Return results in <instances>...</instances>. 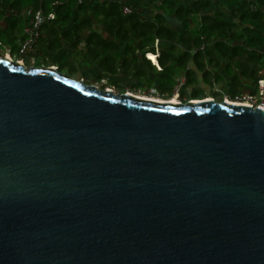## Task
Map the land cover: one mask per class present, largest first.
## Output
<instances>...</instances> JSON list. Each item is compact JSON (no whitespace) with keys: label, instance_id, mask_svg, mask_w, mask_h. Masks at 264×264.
<instances>
[{"label":"water","instance_id":"1","mask_svg":"<svg viewBox=\"0 0 264 264\" xmlns=\"http://www.w3.org/2000/svg\"><path fill=\"white\" fill-rule=\"evenodd\" d=\"M0 264H264V109L0 57Z\"/></svg>","mask_w":264,"mask_h":264},{"label":"trees","instance_id":"2","mask_svg":"<svg viewBox=\"0 0 264 264\" xmlns=\"http://www.w3.org/2000/svg\"><path fill=\"white\" fill-rule=\"evenodd\" d=\"M0 2L13 11L29 7L34 12L42 10L45 16L55 14L53 22L61 25L74 22L76 32H88V37L84 43H72L73 47H87L92 60L106 75H116L121 65L127 76L136 77L144 86H152V76L156 75V84L168 96L174 94L178 77L186 82L182 95L198 80L213 90L222 85L226 91L227 85L222 82L228 77L236 90L233 96L248 91L264 97V88L260 90L264 87V0ZM142 9H149L150 15H142ZM75 14L80 21H74ZM167 15L178 19L182 27L169 23ZM158 50L161 56L152 62L149 54Z\"/></svg>","mask_w":264,"mask_h":264},{"label":"crops","instance_id":"3","mask_svg":"<svg viewBox=\"0 0 264 264\" xmlns=\"http://www.w3.org/2000/svg\"><path fill=\"white\" fill-rule=\"evenodd\" d=\"M33 13L34 11L29 7L21 8L18 11H13L3 7L2 3L0 2V44H2V47L5 48L3 50L0 46V54H5L10 58L26 59L32 64L35 63L37 59L45 60L49 58L47 60L51 61V67H54L55 69L58 68V70H61V67L73 68L76 69V71L79 69L82 70L84 74H90L91 77H100V81H107L106 76L117 77L120 74L122 76L124 75V77L127 76L123 69H121V65L117 66L119 71L116 75H106L99 68L97 62L92 60L88 54L87 47H73L72 43H84L88 37V32L83 34H78L76 32L74 22L67 25H61L60 23H54V19L46 21L42 28V36L39 39V43L35 49L36 54L31 53L29 55L22 56L20 50L23 41L26 38L25 31L33 20ZM75 20L80 21L78 14H75L74 21ZM99 28L100 27L96 24L95 29L99 30ZM121 48L123 49V47ZM160 48H163L165 51L168 49V47ZM174 48L179 50V47ZM160 56L161 53L160 50H158L156 54H149L148 58L152 62H157V59ZM173 57L175 58V61L178 58L176 55ZM180 76H184V74L180 73ZM127 77L129 79L132 78L130 76ZM225 78V83L227 85L226 94L231 93L229 95L233 96L236 90L231 86L230 78ZM144 87L145 86L143 85V88ZM260 90L262 89L260 88ZM245 93L249 92L245 91ZM174 98H177V95Z\"/></svg>","mask_w":264,"mask_h":264},{"label":"rangeland","instance_id":"4","mask_svg":"<svg viewBox=\"0 0 264 264\" xmlns=\"http://www.w3.org/2000/svg\"><path fill=\"white\" fill-rule=\"evenodd\" d=\"M124 1H128V0H124ZM141 14L144 16H149L150 15V10L149 9H142L140 10ZM182 23L180 25H177L179 28L182 27ZM189 25L191 27H194V23H189ZM1 48L4 50L5 48L2 47L3 45L0 44ZM49 59V58H47ZM47 59H37V61L35 63H33L32 66H43V67H50L51 66V61L47 60ZM67 60V59H66ZM65 60V61H66ZM64 61V62H65ZM32 64V63H31ZM61 71L63 73L68 74L69 76H71L72 78L78 80V81H82L87 85H97L102 89H110L116 93H132L135 95H138L140 97H148V98H153L152 96H154L155 98H157V96H161L164 99L166 98V96H168V94L162 92V90H160V87L158 84H156V82H158L156 75L152 76L153 79V84L152 86H145L143 88V85L139 84L137 82L136 77H132V78H128L127 76L124 77V75L122 76L121 74L117 77L115 76H106L107 77V81H100V77H91L90 74H84L82 70L77 69H73V68H69V67H61ZM58 70V68L56 69ZM105 76V74H104ZM122 76V77H121ZM179 80H177V85L175 86L174 89V94H178L177 92L181 91L184 87V84H181L180 81H184L185 79L182 77H178ZM98 82V83H96ZM226 81L224 80V82H222V84H224ZM159 83V82H158ZM196 85H193L189 88H186V97L187 99L192 98V94H194L195 96H198L199 98H202L204 96H208V97H212V96H216V100L217 101H224L225 99H229L231 93H225V89L224 86L220 85L221 87H216L214 90L207 86L204 82L198 80V82H196ZM154 93H153V92ZM152 94V95H150ZM150 96V97H149ZM200 100V99H198Z\"/></svg>","mask_w":264,"mask_h":264},{"label":"built area","instance_id":"5","mask_svg":"<svg viewBox=\"0 0 264 264\" xmlns=\"http://www.w3.org/2000/svg\"><path fill=\"white\" fill-rule=\"evenodd\" d=\"M79 4H83V0H77ZM126 12H129L128 8H125ZM55 19V15L51 14L49 16H45L42 10L35 11L33 13V20L31 24L27 27L25 34L26 38L23 41L20 53L22 56L29 55L31 53H35L36 46L39 43V39L42 36V28L43 25L46 23L48 20H53ZM185 81V80H184ZM184 81H180L181 84H184ZM263 86L261 89L263 90ZM153 92V91H152ZM154 93V92H153ZM152 95V94H150ZM150 97V96H149ZM155 98L154 96H152ZM157 100L159 97L157 96ZM228 101L237 103V104H244V105H249L254 108L256 107H261L264 109V97H257L249 93H237L233 97H230Z\"/></svg>","mask_w":264,"mask_h":264},{"label":"flooded vegetation","instance_id":"6","mask_svg":"<svg viewBox=\"0 0 264 264\" xmlns=\"http://www.w3.org/2000/svg\"><path fill=\"white\" fill-rule=\"evenodd\" d=\"M0 57H3V58H5V57H8V56H6L5 54H0ZM8 58H10V57H8ZM10 59H12V60H15V61H19V62H22L23 64H25V65H27L28 67H31L33 64H31V62H29L28 60H26V59H19V58H10ZM186 82L184 81V84H185ZM178 94H177V101L179 102V101H181V102H188V101H191V100H197V99H208V98H214V99H216V96H212V97H208V96H204V97H202V98H199L198 96H193L192 95V98H189V99H187V97L185 96V95H182V93H181V91H179V92H177ZM159 97V99H162V100H166V101H170V100H172V99H174V97H176V95L175 94H173L172 96H166V98L164 99L163 97H161V96H158ZM155 99V98H154ZM222 101V100H221ZM221 101H218V102H221Z\"/></svg>","mask_w":264,"mask_h":264},{"label":"bare ground","instance_id":"7","mask_svg":"<svg viewBox=\"0 0 264 264\" xmlns=\"http://www.w3.org/2000/svg\"><path fill=\"white\" fill-rule=\"evenodd\" d=\"M143 98L148 99V97H143ZM151 99H154V98H151ZM155 100H156V98H155ZM161 100H162V99H161ZM170 101L173 102V103H178V101H177L176 98H174V99H172V100H170Z\"/></svg>","mask_w":264,"mask_h":264}]
</instances>
